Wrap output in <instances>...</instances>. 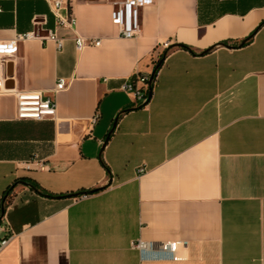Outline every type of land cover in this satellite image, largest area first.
<instances>
[{"label":"crops","instance_id":"0c3cea01","mask_svg":"<svg viewBox=\"0 0 264 264\" xmlns=\"http://www.w3.org/2000/svg\"><path fill=\"white\" fill-rule=\"evenodd\" d=\"M63 1L100 44L61 24L60 50L26 40L4 69L8 88L69 84L40 121L0 92V264H264V0H154L136 39L112 0ZM55 25L46 0H0V39ZM154 71L136 105L122 85Z\"/></svg>","mask_w":264,"mask_h":264},{"label":"built area","instance_id":"2783aa9c","mask_svg":"<svg viewBox=\"0 0 264 264\" xmlns=\"http://www.w3.org/2000/svg\"><path fill=\"white\" fill-rule=\"evenodd\" d=\"M56 19V27L46 33H39L37 30L16 33L13 37L0 39V92L12 93L16 102V117L18 119L40 120L45 114L53 116L56 112V94L68 87L69 81L64 77H58L54 86L50 89L51 95H43L40 90H17L8 88L5 85L7 75L4 73L5 67L13 63L16 59L18 46L20 43L39 39L40 41L52 40L56 48L60 50L63 46V39L57 34V27L65 25L73 31V41L76 49L90 45L98 46L100 39L82 36L74 31L75 20L70 10L66 7L63 0H46ZM154 0H112L111 21L118 28V37L123 39H136L141 34V9L153 3ZM164 47L168 42L163 43ZM153 76L146 73L135 72L132 80L122 85V89L133 95L136 105L144 104L150 96V87ZM95 119V117L93 118ZM30 163L27 164V167ZM142 170V169H140ZM88 193H80V197ZM2 207L0 209V249L5 246L10 238L7 233L6 225L2 223ZM135 246H144L143 243H136Z\"/></svg>","mask_w":264,"mask_h":264},{"label":"trees","instance_id":"16d2710c","mask_svg":"<svg viewBox=\"0 0 264 264\" xmlns=\"http://www.w3.org/2000/svg\"><path fill=\"white\" fill-rule=\"evenodd\" d=\"M156 68H157V67H156ZM154 74H155V71L153 72L152 75H154ZM19 181H24V182H27V183L31 184L32 186H35V184L33 183V181H31V180H29V179H27V178L16 179V180L14 181V184H15L16 182H19ZM99 189H100V188H96V189H92L91 191H83V190H81V191H78V192L75 193V194L94 192V191H97V190H99Z\"/></svg>","mask_w":264,"mask_h":264},{"label":"rangeland","instance_id":"374dc122","mask_svg":"<svg viewBox=\"0 0 264 264\" xmlns=\"http://www.w3.org/2000/svg\"><path fill=\"white\" fill-rule=\"evenodd\" d=\"M49 117H51V114H45V115L43 116V118L40 119V120H44V119H47V118H49ZM32 120H34V119H32ZM40 120H37V121H40Z\"/></svg>","mask_w":264,"mask_h":264},{"label":"water","instance_id":"95a60500","mask_svg":"<svg viewBox=\"0 0 264 264\" xmlns=\"http://www.w3.org/2000/svg\"><path fill=\"white\" fill-rule=\"evenodd\" d=\"M153 76V75H152Z\"/></svg>","mask_w":264,"mask_h":264}]
</instances>
